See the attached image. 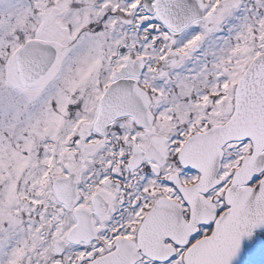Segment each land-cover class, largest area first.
I'll use <instances>...</instances> for the list:
<instances>
[{"label":"snow or ice","instance_id":"obj_1","mask_svg":"<svg viewBox=\"0 0 264 264\" xmlns=\"http://www.w3.org/2000/svg\"><path fill=\"white\" fill-rule=\"evenodd\" d=\"M0 264H264V0H0Z\"/></svg>","mask_w":264,"mask_h":264}]
</instances>
